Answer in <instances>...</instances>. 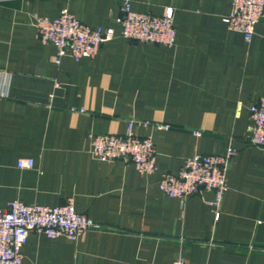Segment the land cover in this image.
<instances>
[{"label": "crops", "instance_id": "1", "mask_svg": "<svg viewBox=\"0 0 264 264\" xmlns=\"http://www.w3.org/2000/svg\"><path fill=\"white\" fill-rule=\"evenodd\" d=\"M124 2L161 17L174 10L173 48L117 37L95 58L55 63L36 17L66 10L93 28H115ZM232 0H0V209L11 202L73 203L96 229L75 241L31 232L22 264H264V148L249 143V108L264 98V19L250 43L225 23ZM130 120L151 137L158 171L106 163L91 135H124ZM196 133H199L198 136ZM236 151L215 219V193L183 202L164 195L165 173L195 155ZM20 158L34 168L20 170Z\"/></svg>", "mask_w": 264, "mask_h": 264}, {"label": "built area", "instance_id": "2", "mask_svg": "<svg viewBox=\"0 0 264 264\" xmlns=\"http://www.w3.org/2000/svg\"><path fill=\"white\" fill-rule=\"evenodd\" d=\"M264 19V0H232V11L225 18L231 31L242 34L250 43L258 23ZM120 27L93 28L81 23L73 14L64 10L54 19L36 17L34 26L43 44H52L57 49L55 63L61 64L64 57L75 62L91 60L100 48L117 37L139 43H148L164 48L176 45L177 32L174 26V10L167 9L161 17L135 12L129 2H124L120 15L115 19ZM9 75L0 73V97L7 96ZM252 125L249 143L264 148V98L249 108ZM152 127L158 131H169L170 125L150 124L130 120L124 135H91L90 153L96 160L106 163L123 161L133 164L143 175L158 171L157 151L151 137L140 138L135 126ZM198 136L199 133H196ZM237 151L229 146L220 155H195L185 160L178 174L165 173L159 182L160 191L169 198L183 202L198 195L202 190L215 193L210 203L215 219L221 216L220 207L229 191L228 172ZM32 158H20V170L33 169ZM96 223L86 215L79 214L73 203L60 207L26 205L20 201L11 202L0 209V264H22L23 249L31 232H37L48 239L67 238L75 241L87 232L96 229ZM174 264H185L179 258Z\"/></svg>", "mask_w": 264, "mask_h": 264}]
</instances>
